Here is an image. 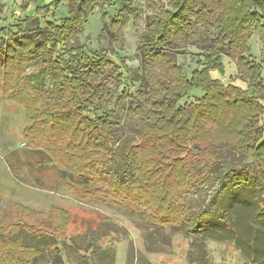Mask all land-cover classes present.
<instances>
[{
	"label": "trees",
	"instance_id": "16d2710c",
	"mask_svg": "<svg viewBox=\"0 0 264 264\" xmlns=\"http://www.w3.org/2000/svg\"><path fill=\"white\" fill-rule=\"evenodd\" d=\"M57 1L11 0L6 9L0 4V100L24 108L28 122L24 137L51 162L71 163L65 171L76 182L84 184L83 179L92 174L106 181L105 171L98 172L96 167L105 169L114 157L112 119L118 115L119 103L131 99L126 116L136 118L139 127L122 149L121 174L133 178L137 194L151 198L148 204L171 230L199 241L206 237L229 242L251 264H264V202H257L255 216L247 215V220L232 214L223 203L231 194L230 199L237 198L239 189L250 191L253 178L248 175L247 160L264 161V86L261 68L251 59L249 47L253 31L261 32L264 47V0H168L161 5L147 21L141 43L143 60L150 67L160 66V81L136 98L127 90L128 73L113 52L96 55L83 48L65 49L94 6L102 2L111 8L114 0H72L77 15L61 24L50 18ZM30 9L32 15H28ZM121 12L125 15L121 23L135 15L131 8ZM33 18L43 20V25L24 26ZM191 21L219 32L211 54H197L196 68L187 78L179 65L167 60L166 49L175 35L189 30ZM43 55L47 59L41 66L51 74L52 90L47 91L25 80L28 68ZM222 55L236 60V75L226 82ZM109 67L120 81L118 110L108 105L111 97L104 82ZM214 71L222 74L221 79L213 76ZM226 148L240 158L241 167L228 168L211 199L177 224L180 210L173 200L205 182ZM122 175L110 181L117 187L116 194L127 189ZM126 192L134 201L132 193ZM22 211L18 216L32 219L33 226H21L14 220L5 223L6 216L0 218L4 228L0 264H35L42 258L43 246L50 247V241L63 235L69 219L66 211L57 208L48 217L26 208ZM21 231L32 239L31 245L24 243ZM199 245L191 250L190 263L208 264L207 248L202 242ZM105 251L100 254L106 255Z\"/></svg>",
	"mask_w": 264,
	"mask_h": 264
},
{
	"label": "rangeland",
	"instance_id": "374dc122",
	"mask_svg": "<svg viewBox=\"0 0 264 264\" xmlns=\"http://www.w3.org/2000/svg\"><path fill=\"white\" fill-rule=\"evenodd\" d=\"M37 1L47 4L54 0ZM10 2L11 0H0L5 9L9 8ZM167 2L168 0H114L111 8L104 7L100 2L94 6L87 21L69 37L65 49L83 48L96 55L113 52L115 60L128 73L124 84L132 98H136L139 92L148 93L156 87V81H160V66L155 64L150 67L143 60L141 43L147 21ZM125 8L134 10L135 15L126 17L124 23H121L125 17L121 10ZM51 11L52 21L61 24L77 15V6L72 0H59L56 6L51 7ZM30 14L32 15L31 9L28 11V15ZM38 24L43 25V20L33 18L31 23L25 22L24 26L32 28ZM218 32L216 27L207 29L202 24L191 21L189 30L182 35H175L167 47V60L179 65L188 78L196 68V55L211 54ZM249 47L251 59L261 68V83L264 86L261 32L253 31ZM221 58L223 80L226 82L236 75V60L226 55ZM45 59L46 56H41L39 62L28 68L25 76L27 82L41 91L52 90L50 70L41 66ZM212 74L220 79L222 77L219 71ZM119 82L114 68H106L104 84L111 97L109 109H113L115 103L119 102L116 94L121 89L117 86ZM130 100L119 103V112L116 111L118 115L112 119L116 141L114 157L105 169L99 164L96 167L98 172L105 171L103 177L106 181H101L98 175L92 174L83 179L84 184L76 182L71 172L65 171L71 163L60 160L51 162L46 153L38 151L31 140L24 137L23 130L28 124L24 108L9 100H0V218L6 216L5 223L14 220L21 226H33L32 219H25L24 216L21 219L18 212L26 208L48 217L50 211L57 208L68 213L69 219L63 235H58L59 239L56 241H50V247L43 246L42 258L37 259L35 264H198L190 263V252L193 248H199L200 242L207 248L208 264H251L248 257L229 242L206 237L199 241L171 230L167 222L159 221L160 216L154 210L155 207L148 204L151 198L138 195L133 178L121 174L122 149L130 143L139 127L136 118L126 116ZM115 110L118 108L115 107ZM141 114L145 117V111L142 110ZM240 161L232 150L224 149L219 163L206 181L182 192L173 200L172 204L180 210L176 223L181 221V217L201 209L218 189V180L226 177L228 168H240ZM247 164L248 175L253 178L250 191L239 189L236 192L237 198L230 199L233 197L231 194L223 202L232 214L243 216L244 220L255 216L257 202H264V161L247 160ZM121 175L134 201L127 197V189L121 188V194H116L117 187L110 183ZM3 229L0 226V240L4 238ZM20 237L27 245L32 244V239L26 233L22 232ZM105 250L108 255L100 254Z\"/></svg>",
	"mask_w": 264,
	"mask_h": 264
}]
</instances>
